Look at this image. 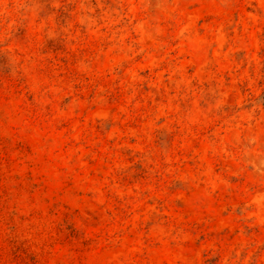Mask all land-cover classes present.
<instances>
[{
    "label": "rangeland",
    "instance_id": "obj_1",
    "mask_svg": "<svg viewBox=\"0 0 264 264\" xmlns=\"http://www.w3.org/2000/svg\"><path fill=\"white\" fill-rule=\"evenodd\" d=\"M0 264H264V0H0Z\"/></svg>",
    "mask_w": 264,
    "mask_h": 264
}]
</instances>
